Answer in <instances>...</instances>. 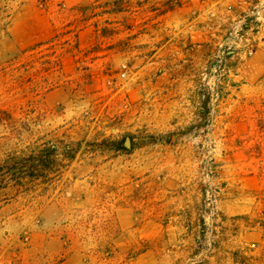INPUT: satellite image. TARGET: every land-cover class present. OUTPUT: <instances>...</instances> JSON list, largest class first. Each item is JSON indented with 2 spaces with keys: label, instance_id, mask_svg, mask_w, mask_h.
I'll return each instance as SVG.
<instances>
[{
  "label": "rangeland",
  "instance_id": "rangeland-1",
  "mask_svg": "<svg viewBox=\"0 0 264 264\" xmlns=\"http://www.w3.org/2000/svg\"><path fill=\"white\" fill-rule=\"evenodd\" d=\"M0 264H264V0H0Z\"/></svg>",
  "mask_w": 264,
  "mask_h": 264
},
{
  "label": "trees",
  "instance_id": "trees-1",
  "mask_svg": "<svg viewBox=\"0 0 264 264\" xmlns=\"http://www.w3.org/2000/svg\"><path fill=\"white\" fill-rule=\"evenodd\" d=\"M57 147L52 144L50 146L39 147L37 150L32 151L23 161L27 165H21V168L26 169L24 171L27 178L30 179H44L47 180L49 177L46 172L52 169L57 159ZM18 159H14V169L17 170L19 164ZM19 180V179H18Z\"/></svg>",
  "mask_w": 264,
  "mask_h": 264
}]
</instances>
